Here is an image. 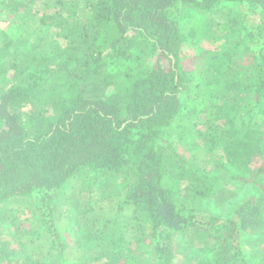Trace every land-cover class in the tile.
<instances>
[{
    "label": "trees",
    "instance_id": "trees-1",
    "mask_svg": "<svg viewBox=\"0 0 264 264\" xmlns=\"http://www.w3.org/2000/svg\"><path fill=\"white\" fill-rule=\"evenodd\" d=\"M3 15L0 264H264V0Z\"/></svg>",
    "mask_w": 264,
    "mask_h": 264
},
{
    "label": "rangeland",
    "instance_id": "rangeland-1",
    "mask_svg": "<svg viewBox=\"0 0 264 264\" xmlns=\"http://www.w3.org/2000/svg\"><path fill=\"white\" fill-rule=\"evenodd\" d=\"M35 6H38V4H36ZM26 10V9H25ZM21 14L23 15L24 14V12H21ZM1 19H2V21L0 22V28H2V29H8L9 27V25H8V23H6V22H3V20L4 19H6V17H5V15H3V16H1ZM28 20H30V18H28ZM154 61V60H153ZM152 61V62H153ZM162 64H165L164 62L162 63ZM117 189H118V187H117ZM116 189V190H117ZM230 189H232V186L230 187ZM99 193V192H98ZM100 205L102 206V205H104V202H100ZM100 212V211H99ZM12 228H10V230H11ZM130 250H134V251H136L134 248H133V244H131V246H130ZM135 253V252H134ZM204 255L203 254H201L200 252H198L197 250H195L194 251V254H193V258H194V264H198V263H201L200 262V260L202 259V257H203Z\"/></svg>",
    "mask_w": 264,
    "mask_h": 264
}]
</instances>
